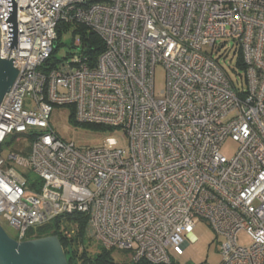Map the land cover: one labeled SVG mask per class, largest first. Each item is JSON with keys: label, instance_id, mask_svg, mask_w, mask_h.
<instances>
[{"label": "built area", "instance_id": "1", "mask_svg": "<svg viewBox=\"0 0 264 264\" xmlns=\"http://www.w3.org/2000/svg\"><path fill=\"white\" fill-rule=\"evenodd\" d=\"M63 25L76 51L47 64ZM77 26L101 39L97 55L81 50ZM229 53L237 79L222 65ZM0 58L17 69L0 103V219L16 240L79 212L101 247L168 264L204 220L223 237L218 264H264V0H0ZM54 105L122 129L127 145L64 141Z\"/></svg>", "mask_w": 264, "mask_h": 264}, {"label": "rangeland", "instance_id": "2", "mask_svg": "<svg viewBox=\"0 0 264 264\" xmlns=\"http://www.w3.org/2000/svg\"><path fill=\"white\" fill-rule=\"evenodd\" d=\"M76 37L78 36L75 35L73 37L72 28L64 31L55 50V56L62 57L66 53L76 51L74 47H71ZM222 65L232 79L238 78L237 73H241V69L236 65V56L232 57L231 53H229L225 60L222 61ZM163 87L164 70L161 65H156L154 69L155 95H158ZM71 112L72 108L68 105H54L50 113L49 121L59 137L64 141L73 142L76 147L81 149L107 146L109 139L115 141L114 145L116 147H125L127 145L128 139L122 129H109L94 124L81 123L71 116ZM236 146V142L231 138H227L221 144L220 151L230 157L234 153ZM8 152L9 148L3 151L2 156L4 159H6ZM13 168L26 178L27 184H35L37 182V176L31 170L17 165H14ZM0 224L9 236L14 239L18 238L17 231L14 228L10 227L2 219H0ZM193 233L196 240L188 243L181 255L171 253V261L174 264H199L202 262L218 264L221 260L219 244L222 242L223 237L216 235L204 220H199L196 223ZM238 240L242 244L249 243V238L244 232L239 233ZM83 243L84 246L87 245L88 252L92 255L97 253L101 247L93 240H83ZM110 254L114 264H128L130 261V254L126 250L112 249Z\"/></svg>", "mask_w": 264, "mask_h": 264}, {"label": "trees", "instance_id": "3", "mask_svg": "<svg viewBox=\"0 0 264 264\" xmlns=\"http://www.w3.org/2000/svg\"><path fill=\"white\" fill-rule=\"evenodd\" d=\"M68 27L63 25L57 28L58 38L56 46L47 64H54L58 57L55 56V50L58 47V43L62 33ZM80 30V48L85 53L95 56L102 49L101 39L87 28L77 26L75 31ZM71 116L74 117L73 112ZM98 126V125H97ZM87 224V216L79 212H71L65 214H59L49 221L39 224L33 228H30L26 234V237H42L54 235L58 238L60 245L65 253L67 264H114L111 258V250L100 247L99 251L94 255L88 252L87 245L84 246L83 240L90 241L85 234V227ZM128 264H153L145 259L132 260ZM168 264H174L172 261Z\"/></svg>", "mask_w": 264, "mask_h": 264}, {"label": "water", "instance_id": "4", "mask_svg": "<svg viewBox=\"0 0 264 264\" xmlns=\"http://www.w3.org/2000/svg\"><path fill=\"white\" fill-rule=\"evenodd\" d=\"M16 75L13 60L0 58V103ZM0 264H67V260L56 236L18 241L0 224Z\"/></svg>", "mask_w": 264, "mask_h": 264}, {"label": "flooded vegetation", "instance_id": "5", "mask_svg": "<svg viewBox=\"0 0 264 264\" xmlns=\"http://www.w3.org/2000/svg\"><path fill=\"white\" fill-rule=\"evenodd\" d=\"M33 238H36V237H30V238H25L24 240H29V239H33Z\"/></svg>", "mask_w": 264, "mask_h": 264}]
</instances>
